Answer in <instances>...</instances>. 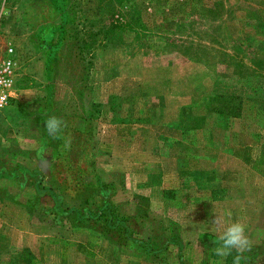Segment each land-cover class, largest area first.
<instances>
[{
	"label": "rangeland",
	"instance_id": "rangeland-1",
	"mask_svg": "<svg viewBox=\"0 0 264 264\" xmlns=\"http://www.w3.org/2000/svg\"><path fill=\"white\" fill-rule=\"evenodd\" d=\"M0 9V55L15 60L0 112V264H220L234 222L252 242L247 264H264V0ZM49 116L70 148L48 135ZM45 190L64 210L95 212L105 195L124 225L79 223Z\"/></svg>",
	"mask_w": 264,
	"mask_h": 264
},
{
	"label": "clouds",
	"instance_id": "clouds-1",
	"mask_svg": "<svg viewBox=\"0 0 264 264\" xmlns=\"http://www.w3.org/2000/svg\"><path fill=\"white\" fill-rule=\"evenodd\" d=\"M66 126L65 121L56 116L47 117L44 123V128L52 139H64V147L70 148L71 138L63 136V131ZM212 223L219 224V218L216 217ZM217 242L218 246L214 249V252L216 256L221 258L220 264H222L224 259L232 256L233 252L236 254L232 258V264H242V261L244 264H247L248 257L245 253L251 251L252 242L245 234L244 224L239 222L231 223L223 229L222 233L218 236Z\"/></svg>",
	"mask_w": 264,
	"mask_h": 264
},
{
	"label": "trees",
	"instance_id": "trees-1",
	"mask_svg": "<svg viewBox=\"0 0 264 264\" xmlns=\"http://www.w3.org/2000/svg\"><path fill=\"white\" fill-rule=\"evenodd\" d=\"M29 175H36L33 172H29ZM106 188V186H104ZM35 189L38 193V195H40V193H42V190L40 189V182L38 181V183H36ZM105 190V189H104ZM45 192L49 193L53 199L54 202V207L55 210L57 212H60L61 214L64 215H69L71 217H73L75 219V221H78L79 223H82L85 220H96V219H100L101 216L105 217V223L108 225L110 230L115 229L118 225H124V222L120 219H114L113 214H112V207H111V202L108 200V198L104 195L102 198V202H101V206H99V208L97 209V211L95 212H91L90 210H88V208L83 207L82 210L78 209L77 207H73L69 210H64L62 208V202L60 200V196L56 195L54 192H52L51 190H45ZM122 234L125 237H129L128 236V229L126 230V228H123ZM171 241H168L167 243H169Z\"/></svg>",
	"mask_w": 264,
	"mask_h": 264
},
{
	"label": "built area",
	"instance_id": "built-area-1",
	"mask_svg": "<svg viewBox=\"0 0 264 264\" xmlns=\"http://www.w3.org/2000/svg\"><path fill=\"white\" fill-rule=\"evenodd\" d=\"M2 22V12L0 9V26ZM13 48L6 47L0 55V112L9 104L11 91L13 89V69L15 65Z\"/></svg>",
	"mask_w": 264,
	"mask_h": 264
}]
</instances>
